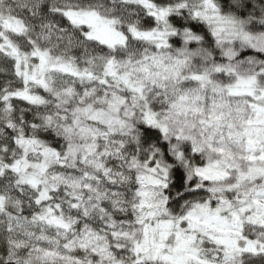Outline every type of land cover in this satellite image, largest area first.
<instances>
[{"label":"snow or ice","instance_id":"6c2138e0","mask_svg":"<svg viewBox=\"0 0 264 264\" xmlns=\"http://www.w3.org/2000/svg\"><path fill=\"white\" fill-rule=\"evenodd\" d=\"M0 264H264V0H0Z\"/></svg>","mask_w":264,"mask_h":264}]
</instances>
